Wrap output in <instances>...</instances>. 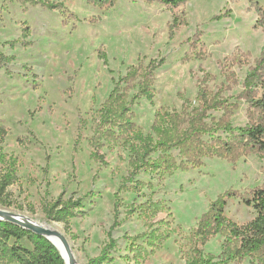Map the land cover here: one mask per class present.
I'll return each mask as SVG.
<instances>
[{"label": "rangeland", "instance_id": "obj_1", "mask_svg": "<svg viewBox=\"0 0 264 264\" xmlns=\"http://www.w3.org/2000/svg\"><path fill=\"white\" fill-rule=\"evenodd\" d=\"M39 1L55 8L31 3ZM258 10L264 15V0H188L178 8L145 0H114L104 7L88 0H0V53L10 58L0 61V148L16 161L17 176L7 190L11 206L0 209L56 227L77 264L100 254L114 219L113 264H135L129 238L151 232L167 238L139 264H184L191 231L211 203L227 191L247 195L263 184L264 156L236 163L206 158L187 172L135 178L151 188H122L129 178L128 149L95 143V119L132 67L163 60L151 100L141 98L132 108L143 134L150 132L157 110L179 111L185 100L196 107L199 88L237 104L230 121L244 127L247 105L236 97L264 57V16ZM174 18L183 21L177 29ZM137 92L138 86L130 98ZM261 95L264 85L256 97ZM208 115L218 120L222 113ZM68 199H80L85 216L71 219L66 233L44 209ZM146 202H160L164 209L147 216L141 211ZM224 215L241 226L254 212L236 197L226 201ZM222 241L217 236L200 248L218 255ZM20 244L32 249L27 240ZM136 245L146 247L145 238Z\"/></svg>", "mask_w": 264, "mask_h": 264}, {"label": "trees", "instance_id": "obj_2", "mask_svg": "<svg viewBox=\"0 0 264 264\" xmlns=\"http://www.w3.org/2000/svg\"><path fill=\"white\" fill-rule=\"evenodd\" d=\"M113 1L88 0V3L104 7L107 4L112 5ZM145 1L156 2L168 8H178L188 0ZM31 3L55 8L41 1ZM256 12L260 17L264 16L261 11ZM173 22L172 28L175 29L183 24V21L178 22L176 18ZM9 59L0 53V61L7 62ZM233 59L238 61V58ZM162 64L163 60H159L150 61L145 69L132 67L127 76L115 85L95 119V143L103 142L108 146L118 143L128 149L129 178L122 184V188L126 183H134V189L151 188L150 183L135 181V178L141 173L163 177L176 171L187 172L201 167L206 158L236 163L245 156H264V95L256 97L258 88L264 85V57L250 69L243 81L242 92L236 97L247 105L248 120L244 127H233L230 121L233 111L238 109L237 104H230L228 99L220 98V92L212 93L205 88H199L194 99L196 107L192 106L191 101L185 100L179 111L157 110L150 132L143 134L134 123L132 108L141 98L151 100L154 73ZM122 83L125 88L120 87ZM136 86L138 92L130 98L129 93ZM209 112H221L222 116L218 120L210 119ZM0 133L4 135L1 127ZM218 133L224 134L225 138L215 136ZM207 138L210 142L205 140ZM92 157L104 162L103 157L98 154H93ZM15 163L14 159H7L0 148V205L7 207L11 206L10 202H6L7 190L17 182ZM236 197L254 212L253 219L241 226L224 215L226 201ZM117 205L116 202L115 210ZM163 209L160 202H146L141 206V211L152 217ZM44 213L49 221L63 224L66 233L70 231L71 219L85 216L80 199H68L64 202L57 200L52 206L45 208ZM117 225L114 219L108 232L107 243L100 254L90 259L87 264H113L111 253L115 241L111 238V231ZM217 236L223 238L219 254H204L200 247ZM140 238H145L146 247L136 245ZM166 238L155 232L129 238L135 264H139L140 259L152 255ZM189 239L191 246L184 264H264V182L247 195L236 191H227L220 195L192 229ZM22 240H27L32 249L23 247L20 244ZM0 264L64 262L56 248L44 237L0 221Z\"/></svg>", "mask_w": 264, "mask_h": 264}, {"label": "water", "instance_id": "obj_3", "mask_svg": "<svg viewBox=\"0 0 264 264\" xmlns=\"http://www.w3.org/2000/svg\"><path fill=\"white\" fill-rule=\"evenodd\" d=\"M0 221L19 226L20 228H22L26 231H29V232L37 235V236H42L45 239H47L54 247H55V245L51 242L50 237L57 236L62 240L63 245L65 246V249L67 251H70L69 245H68L67 240L65 239L64 235H62L61 233H59L55 230L46 229L44 227L32 224L30 222L26 223L19 217V215H16V214H13L11 212L1 210V209H0ZM56 250L58 251L57 248H56ZM58 253H59L61 259L63 260L64 264H66L61 253L59 251H58Z\"/></svg>", "mask_w": 264, "mask_h": 264}, {"label": "bare ground", "instance_id": "obj_4", "mask_svg": "<svg viewBox=\"0 0 264 264\" xmlns=\"http://www.w3.org/2000/svg\"><path fill=\"white\" fill-rule=\"evenodd\" d=\"M19 217L24 221V222H30V223H32V224H35V225H38V226H41V227H44V228H46V229H51V230H54L55 229V231H58V229L56 228V227H51V226H48V225H46V224H44V223H39V222H37V221H34V220H31V219H28V218H26V217H24V216H20L19 215ZM59 232V231H58ZM60 233V232H59ZM50 240H51V242L55 245V247L58 249V251L61 253V255L63 256V258H64V260H65V262H66V264H77V262H76V260H75V258H74V256H73V254H72V252H71V249H70V251H67L66 249H65V246L63 245V242H62V240L59 238V237H57V236H52V237H50Z\"/></svg>", "mask_w": 264, "mask_h": 264}]
</instances>
